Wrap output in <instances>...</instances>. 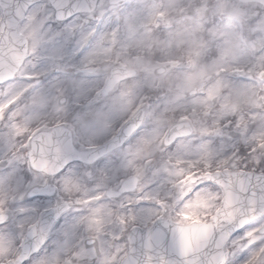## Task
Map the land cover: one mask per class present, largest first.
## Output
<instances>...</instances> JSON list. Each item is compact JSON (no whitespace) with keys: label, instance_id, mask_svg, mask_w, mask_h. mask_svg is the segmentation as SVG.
Masks as SVG:
<instances>
[{"label":"snow or ice","instance_id":"obj_1","mask_svg":"<svg viewBox=\"0 0 264 264\" xmlns=\"http://www.w3.org/2000/svg\"><path fill=\"white\" fill-rule=\"evenodd\" d=\"M0 264H264V0H0Z\"/></svg>","mask_w":264,"mask_h":264}]
</instances>
